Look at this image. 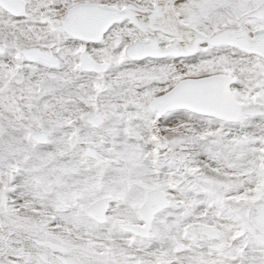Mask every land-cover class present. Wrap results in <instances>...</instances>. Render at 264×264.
I'll return each mask as SVG.
<instances>
[{"label": "snow or ice", "instance_id": "obj_1", "mask_svg": "<svg viewBox=\"0 0 264 264\" xmlns=\"http://www.w3.org/2000/svg\"><path fill=\"white\" fill-rule=\"evenodd\" d=\"M0 264H264V0H0Z\"/></svg>", "mask_w": 264, "mask_h": 264}]
</instances>
